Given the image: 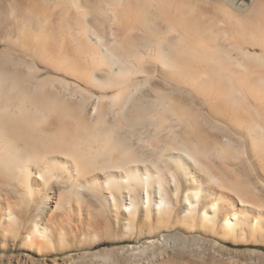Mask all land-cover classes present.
<instances>
[{"label": "bare ground", "instance_id": "6f19581e", "mask_svg": "<svg viewBox=\"0 0 264 264\" xmlns=\"http://www.w3.org/2000/svg\"><path fill=\"white\" fill-rule=\"evenodd\" d=\"M7 2L0 260L118 227L264 240V0Z\"/></svg>", "mask_w": 264, "mask_h": 264}, {"label": "rangeland", "instance_id": "374dc122", "mask_svg": "<svg viewBox=\"0 0 264 264\" xmlns=\"http://www.w3.org/2000/svg\"><path fill=\"white\" fill-rule=\"evenodd\" d=\"M1 5L0 28L4 29L9 21L7 0ZM184 209L183 205L179 212ZM166 230L155 227L157 237L154 234L149 238L147 231L137 226L129 230L118 227V231L102 234L89 243L54 242L38 253L17 245L4 253L6 260H0V264H264V240L258 237H222L185 226Z\"/></svg>", "mask_w": 264, "mask_h": 264}]
</instances>
